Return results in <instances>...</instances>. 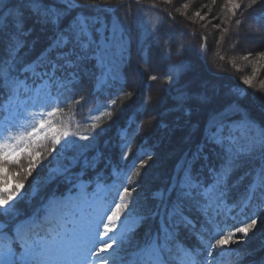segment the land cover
Returning <instances> with one entry per match:
<instances>
[{
  "label": "snow or ice",
  "instance_id": "1",
  "mask_svg": "<svg viewBox=\"0 0 264 264\" xmlns=\"http://www.w3.org/2000/svg\"><path fill=\"white\" fill-rule=\"evenodd\" d=\"M135 2L141 4V0ZM164 2L171 4L172 0ZM259 3L250 0L245 6L242 0H225L224 7L236 16ZM120 7L124 5H112L108 0H0V109L8 112L6 135H0V264H222L226 256H235L237 264H242L256 250L232 246L247 243L250 234L264 226V216L233 223L234 213H243L254 199L264 204V105L253 107L235 97L225 98L214 85L198 79L194 66L184 58L182 43L175 53L180 58L168 66L164 77L170 94L156 100L151 116L167 134L179 132L183 145L163 186L154 187L143 200L137 198L139 193L133 197L142 187L132 180V176L141 179V172L134 171L137 158L147 157L139 160V168L146 169L154 153L143 146L147 138L140 135L142 123L133 128L134 121H130L118 132L121 143L117 152L105 153L109 146L105 139L103 147L91 148L90 157L66 155L67 162L51 170L45 187L64 185L69 195L50 194L28 215L17 207L24 199V181L41 155L36 149L45 140L60 145L61 137L69 136L67 130L58 131L44 117H53L69 103L79 105L84 97L75 99L78 86L94 81L95 90L120 83L113 49L123 47V29L119 18L109 15ZM188 7L183 4L185 10ZM142 12L138 9V14ZM195 15L200 17V12ZM250 16L237 19L236 25L248 23ZM251 23L264 31V18ZM163 28L162 21L155 31ZM165 33L170 45L171 31ZM202 40L201 47L206 49L207 38ZM172 55L169 46L164 59ZM261 61L264 51L256 53L253 76L245 78V84H252ZM159 78L152 75L149 79ZM151 102L149 97L137 111ZM110 104L115 105L116 100ZM37 105L44 111L37 125L27 130L19 122L26 119L29 107ZM107 131L101 128L97 136ZM137 136L142 143L129 163ZM24 156L29 158L27 168L10 172L9 165L20 166ZM113 157L123 162L118 171ZM110 167L120 180L103 198L107 206L81 217L72 203L89 199L84 180L91 179V173L99 180L101 172ZM152 181L145 172L143 182ZM129 185H133L131 190ZM65 213L76 216L78 222L73 221L71 228L53 227L57 218L67 219ZM252 264H264V257Z\"/></svg>",
  "mask_w": 264,
  "mask_h": 264
},
{
  "label": "trees",
  "instance_id": "2",
  "mask_svg": "<svg viewBox=\"0 0 264 264\" xmlns=\"http://www.w3.org/2000/svg\"><path fill=\"white\" fill-rule=\"evenodd\" d=\"M193 1V2H192ZM120 0H108V3L112 5H117ZM131 10L128 12L126 10L116 11L114 13L116 18H119V23L123 26L126 31V37L128 39V46L130 51V57L126 65H124L121 70V74L123 76L122 84L123 88L120 91L121 85L119 84L117 87H114L110 90L109 96L107 98L101 97L104 101H111L112 99L116 100V104L112 105L110 111L112 115L109 116L108 110L103 111L95 117V119L88 123H81V130L78 132L73 139L75 143H71V148L69 145H66L62 149V145H56L51 142V140H47L46 143L43 144V147L38 148L37 151H40L41 155L38 158V163H41L42 167L33 170L32 175L28 176L24 181V185L29 187L33 180L44 179L46 176V170L43 168L44 165L49 163L50 165L60 166L67 161L64 159L66 155L76 154L78 149L81 147V143L93 144L99 137L97 136L98 132L91 133L90 129L93 127V124L99 125L102 128L103 126H107L112 129L109 130L113 132L116 127L123 126L127 120V118L134 114L135 120L137 124L143 125V132L140 135H145L147 137V144L150 148L151 152L154 153L153 160L148 162V166L146 169H140L138 167V171L141 172V179L136 182L141 183L142 187L138 188L137 192L133 193V197H137V193L139 196L137 197L140 200H143L147 195L146 191L149 189L150 191L154 187L161 186L164 184L167 176L171 173V170L176 163V160L179 158V155L182 151V148H176L172 151L175 152V156L166 157L165 151L166 147L162 150H155V148H159L156 138L154 136L153 130L160 129L157 126L155 120L151 119V116L155 114V109L153 108L155 102L158 98L167 97L170 92V85L163 80L157 79L155 81L150 80L149 78L152 75H156L161 77L164 74V54L168 51L169 46L171 47L173 55L170 59L166 60V63H174L178 57L175 55L177 48L181 45V43L185 46L184 49V58H186L195 68V75L202 81L210 83L214 85L216 90L221 93L225 98L227 97H235L240 99V102L244 105H249L253 107H259L264 105V88L259 89L258 86H255L253 83L251 85L246 84L248 87L246 90L247 94L244 98H239L235 95L231 88L236 85L233 83L231 79V74L238 79L240 78V74H238L234 69H232L229 60L232 58H239L241 51H247L246 49H242V42L245 40V37L250 38L253 41V48H247L251 52V56L255 55L259 51H264V31L256 28L254 24H251L250 32L247 31L240 33V35L236 34L238 28L243 31L244 25L238 26L235 21L237 19L244 20L245 17L251 14L249 21H252L256 18H264V15L260 13L264 11V0H260V3L252 8H246L241 15V12L238 11L236 16H231V14L224 7L225 0H172L171 4H166L164 0H141V4L138 5L135 0L130 1ZM192 2V4H190ZM250 0H242V3L246 6ZM187 3L189 5L188 9L185 10L183 8V4ZM158 7L159 9L154 10L153 12L159 16L164 18H172L168 23L164 24V28L156 31L155 34L159 38H152L153 36H145L148 32L147 25L144 19V12H146V7ZM180 8V11L177 12L176 9ZM138 9H143L142 14H138ZM199 11L200 17L207 16V23L211 26V32L208 36L206 31H203L201 28L204 26L202 22L194 21V18H197L194 14ZM110 15V14H109ZM193 16V17H192ZM215 25V26H214ZM219 25V27H216ZM214 26V27H213ZM151 29V27H149ZM155 29L159 27H154ZM227 29V31H225ZM165 30H170L172 40L168 42V35L165 33ZM251 30L253 31L251 33ZM245 31V30H244ZM255 31V34H254ZM183 32V36L177 35V33ZM190 36V37H189ZM203 37H206V49L202 48L201 45L204 44ZM223 37V39H221ZM218 42L217 45H222L221 50L217 49V52L221 54L216 55L213 53L210 56V59L214 62L207 63L201 57V54H205L209 49L213 50V43ZM212 44L210 47L209 45ZM255 45V46H254ZM135 49L137 53L135 55ZM211 55V54H210ZM237 55V56H235ZM156 56L161 59V61L156 64L155 59ZM204 61V64L203 63ZM264 66V61H263ZM213 66V67H212ZM146 70V82L142 83L141 77H143L144 70ZM206 70V71H205ZM201 72L203 75H200ZM259 75H264V69L259 68ZM212 74H217V76H213ZM264 79V76L262 77ZM127 83H124V81ZM263 82V81H262ZM93 82L86 83L82 88H79L75 93V99L80 100L81 96L84 97L83 101H86L87 106H91L93 104L94 97L91 94L92 84ZM259 83V82H258ZM251 86V87H250ZM264 86V85H263ZM250 91L253 93V98L250 96ZM132 92L133 95H139V100L144 101L151 98V103L148 105H144L142 111L138 112L137 108L141 105L132 106L131 97L125 96L123 93ZM70 95H72L70 93ZM255 102L257 104H255ZM154 104V105H153ZM76 103H71L69 107L66 109L63 108L62 111H58L55 116L56 128L59 131H64L66 129H72V115L78 107ZM257 105V106H256ZM162 106V105H161ZM69 116H65L69 113ZM105 112V114H103ZM76 115V114H75ZM153 122V123H150ZM156 123V124H155ZM153 126V127H152ZM135 127V125H133ZM151 127V128H150ZM88 136L89 140H82L80 137ZM69 140L66 141V143ZM81 141V142H79ZM53 150V152H51ZM62 151V153L60 152ZM60 152L59 155L57 153ZM109 155V154H108ZM56 159V160H54ZM147 159V158H146ZM145 159V160H146ZM29 163V158L27 156L22 157L21 165H9L10 172L20 171L21 167L27 168ZM163 169V175L161 177H154L155 171L157 169ZM147 173L148 176L153 178L152 183H144V173ZM19 179V178H16ZM45 180H41V186L39 189L38 195L32 200L33 205H39L40 200L44 197L49 191L50 188L53 187V184L45 187ZM26 193L28 191L26 190ZM30 203L20 201L17 204V207L22 209L23 212L27 211V208L30 207ZM259 215L264 216V207L259 211ZM259 224V221H258ZM264 240V226H260V230L256 231L255 235L250 234V239L247 243L242 245H250L251 247L248 249H255V254L261 250V241ZM239 244L238 246H242ZM245 249L242 247V250Z\"/></svg>",
  "mask_w": 264,
  "mask_h": 264
},
{
  "label": "rangeland",
  "instance_id": "3",
  "mask_svg": "<svg viewBox=\"0 0 264 264\" xmlns=\"http://www.w3.org/2000/svg\"><path fill=\"white\" fill-rule=\"evenodd\" d=\"M193 2V1H192ZM192 2H190V4H192ZM195 15V14H194ZM196 16V15H195ZM207 16L208 15H205V16H201L203 17V19H201L200 17L196 16L197 18L193 17L194 18V21H199V22H202V24L204 26H202L201 28L203 29V31H206L207 35L209 36L210 35V32H211V26H209V24L207 23L208 19H207ZM251 21H249L248 23H245L244 25V29L243 31H241L239 28L236 31V34L237 35H240V33L243 34V32H250V27H251ZM215 26V25H214ZM213 26V27H214ZM245 30V31H244ZM253 31L251 30V33ZM254 34H255V31H254ZM175 37V36H173ZM244 45H242V49H246L247 51H241V54L239 56V58L237 59L236 57L235 58H232L229 60V63L231 64L232 66V69H234L238 74H240V78L241 80L244 82V79L247 78V77H252L253 76V68H254V65L252 63V61L256 58L255 55L251 56L249 55V50L247 48H253L251 46H253V41L250 40V38L248 37H245V40L242 42ZM218 42H214L213 43V46L212 44H210L209 46L213 47V50L211 51V49H209L208 52H205V54H201V57L203 58L204 60V56H205V62H207L209 60V62H213L211 59H210V56H212V54L214 53L216 55V53L218 54L219 52H217V49L219 48V50H221L222 48V45H217ZM255 46V45H254ZM124 54V49L123 47L122 48H115L113 49V59L114 58H120L121 55ZM211 54V55H210ZM221 54V53H219ZM204 55V56H203ZM237 56V55H235ZM247 56L248 58L245 59L244 57ZM204 61H203V65H204ZM214 63V62H213ZM263 61L260 62L259 65L256 66V70H255V76L253 77V80H252V83L255 85V86H258L259 89L261 88H264V83H262V81L264 82V79L262 78L264 75H259V73L257 72L259 68L262 67V69H264V66H263ZM213 67V66H212ZM259 82V83H258ZM251 87V86H250ZM255 104H257L255 102ZM257 106V105H256ZM43 108H41L40 106H36V107H29L27 112L25 113V116H26V120L29 122V124L33 127V126H36L37 125V118L40 117V113L43 112ZM8 115V112L7 111H4V116L3 118L0 120V135L2 134H6L4 132V121H5V117ZM24 119H22L19 124H21L23 122ZM13 133H14V129H13ZM12 133V134H13ZM36 163V162H35ZM41 164L40 163H37L36 164V168H38ZM53 168V167H52ZM52 168L50 167L49 170L51 171ZM163 169L159 168L155 171V174H154V177L156 178L157 176L158 177H161L163 175ZM34 191V189L32 190V192ZM79 191V189H77L76 193L73 195V197L76 196L77 192ZM69 195V194H68ZM88 200L85 202V201H76V200H73V203H72V207L73 209L79 213V215L81 217H87L88 215L90 214H94V212L97 210L98 207H101L100 206V199H97V196H99L101 198V195L100 193H97L95 190H93L91 193H88ZM93 201H95V203H93ZM91 205V207L89 206ZM65 215L67 216H70L71 217V220H66V222L69 224V228H71L73 225H72V222L73 221H77L78 222V218L76 217L75 219L73 218V216L70 214V213H65ZM64 225V223H63Z\"/></svg>",
  "mask_w": 264,
  "mask_h": 264
},
{
  "label": "bare ground",
  "instance_id": "4",
  "mask_svg": "<svg viewBox=\"0 0 264 264\" xmlns=\"http://www.w3.org/2000/svg\"><path fill=\"white\" fill-rule=\"evenodd\" d=\"M130 1H132V0H120V2L117 4V6L120 5V4H123L124 5V7H120L119 8V10L121 11V13H122V10H126L128 12L131 10L132 6L130 4L131 3ZM160 61H161V59L156 56V59H155L156 64H158ZM146 70L147 69L144 70L143 77H141L142 83L146 82V76H145L146 75V73H145ZM199 73H200V75H203L201 72H199ZM231 79L233 80V83L236 85L235 87H237L238 90H240V92L243 93V96H241V97L237 96V97L244 98V96L247 94V92H249L248 90H246V88L248 86L241 79L236 78L232 74H231ZM250 93H251L250 94L251 98H253V93L251 91H250ZM131 104H132L133 107L134 106H137V105H141V104H143V100H139V95L138 94L137 95H133L132 96V99H131ZM150 123H153V122L150 121ZM153 133H154V136L156 138L157 144L159 146V148H155V150H162L163 148L166 147L167 148L166 151H165L166 157H173V156H175L176 153L175 152H172L175 149V147L176 148L177 147L178 148H181L183 146L181 144V142H180V135L181 134L179 132H177L175 135H169V134L166 133V130L160 128V129H154L153 130ZM150 192L151 191L148 189L146 191V195L147 196L150 195Z\"/></svg>",
  "mask_w": 264,
  "mask_h": 264
}]
</instances>
